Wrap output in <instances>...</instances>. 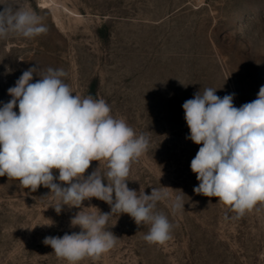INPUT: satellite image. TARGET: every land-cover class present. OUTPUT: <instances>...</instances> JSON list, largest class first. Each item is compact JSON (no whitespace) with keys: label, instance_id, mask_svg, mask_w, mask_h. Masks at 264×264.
I'll return each mask as SVG.
<instances>
[{"label":"rangeland","instance_id":"rangeland-1","mask_svg":"<svg viewBox=\"0 0 264 264\" xmlns=\"http://www.w3.org/2000/svg\"><path fill=\"white\" fill-rule=\"evenodd\" d=\"M0 4L27 7L48 28L35 38L0 39V101L11 99L7 89L35 64L62 68L74 94L104 99L114 117L149 137L147 152L131 165L128 187L146 194L168 187L171 199H183L184 209L175 213L168 201L157 203L173 224L164 243L146 242L150 226L116 212L106 224L119 237L115 247L79 264H264V204L238 216L218 198L194 193L199 181L190 163L201 145L186 139L190 130L182 108L209 87L220 97L235 93L236 107L256 99L264 85V0ZM6 65L12 69L7 75ZM98 165L102 174L107 170L105 161H92L85 175ZM48 194L43 186L30 192L18 180L0 177V264H69L43 239L79 232L70 220L80 210L111 211L91 198L81 209L65 205L57 214V201Z\"/></svg>","mask_w":264,"mask_h":264},{"label":"clouds","instance_id":"clouds-1","mask_svg":"<svg viewBox=\"0 0 264 264\" xmlns=\"http://www.w3.org/2000/svg\"><path fill=\"white\" fill-rule=\"evenodd\" d=\"M0 5V39L35 38L48 31L42 17L27 7ZM11 72L6 65L4 74ZM34 75L39 79L33 81ZM66 75L62 68L35 64L7 89L11 99L0 101V177L18 180L30 192L40 186L50 189L47 196L55 197L57 214L65 205L81 209L91 198L110 206V212L80 210L70 220L79 232L43 239L69 264L99 259L115 247L119 237L106 224L116 212L128 214L138 226L149 225L146 242L164 243L173 224L156 210L157 203L168 201L175 213L184 209L182 196L171 199L163 186L150 194L137 192L127 183L131 165L149 148V137L114 117L104 99L74 94ZM217 90L198 91L182 104L190 130L186 139L201 145L190 163L199 181L193 191L216 197L243 216L264 204V85L256 99L239 107L233 103L235 93L220 97ZM102 160L107 167L103 174L98 165L85 175L92 161Z\"/></svg>","mask_w":264,"mask_h":264}]
</instances>
